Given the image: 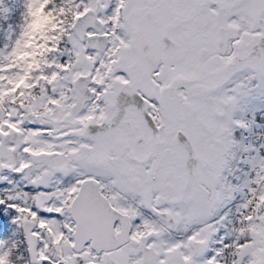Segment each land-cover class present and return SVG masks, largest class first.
<instances>
[{
    "label": "snow or ice",
    "instance_id": "1",
    "mask_svg": "<svg viewBox=\"0 0 264 264\" xmlns=\"http://www.w3.org/2000/svg\"><path fill=\"white\" fill-rule=\"evenodd\" d=\"M3 5L0 264H264V0Z\"/></svg>",
    "mask_w": 264,
    "mask_h": 264
},
{
    "label": "rangeland",
    "instance_id": "2",
    "mask_svg": "<svg viewBox=\"0 0 264 264\" xmlns=\"http://www.w3.org/2000/svg\"><path fill=\"white\" fill-rule=\"evenodd\" d=\"M6 7L12 8V9H16L19 5H18V0H4V5ZM4 15H10L9 13H5Z\"/></svg>",
    "mask_w": 264,
    "mask_h": 264
}]
</instances>
